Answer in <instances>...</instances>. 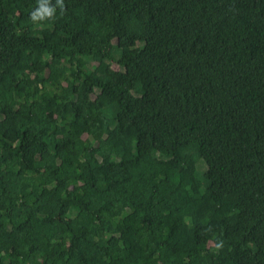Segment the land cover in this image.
Listing matches in <instances>:
<instances>
[{"label": "trees", "instance_id": "1", "mask_svg": "<svg viewBox=\"0 0 264 264\" xmlns=\"http://www.w3.org/2000/svg\"><path fill=\"white\" fill-rule=\"evenodd\" d=\"M64 3L0 0V264H264V0Z\"/></svg>", "mask_w": 264, "mask_h": 264}, {"label": "clouds", "instance_id": "2", "mask_svg": "<svg viewBox=\"0 0 264 264\" xmlns=\"http://www.w3.org/2000/svg\"><path fill=\"white\" fill-rule=\"evenodd\" d=\"M57 9L62 16L66 11L64 0H36V7L30 12L29 19L36 22L52 21L57 16ZM211 229L209 228L208 231ZM216 250L223 248V241L215 243Z\"/></svg>", "mask_w": 264, "mask_h": 264}, {"label": "rangeland", "instance_id": "3", "mask_svg": "<svg viewBox=\"0 0 264 264\" xmlns=\"http://www.w3.org/2000/svg\"><path fill=\"white\" fill-rule=\"evenodd\" d=\"M113 67H116V65H113ZM211 231V230H210Z\"/></svg>", "mask_w": 264, "mask_h": 264}]
</instances>
